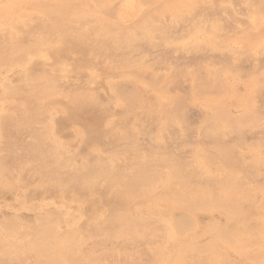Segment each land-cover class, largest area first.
<instances>
[{
  "label": "rangeland",
  "instance_id": "374dc122",
  "mask_svg": "<svg viewBox=\"0 0 264 264\" xmlns=\"http://www.w3.org/2000/svg\"><path fill=\"white\" fill-rule=\"evenodd\" d=\"M0 264H264V0H0Z\"/></svg>",
  "mask_w": 264,
  "mask_h": 264
},
{
  "label": "bare ground",
  "instance_id": "6f19581e",
  "mask_svg": "<svg viewBox=\"0 0 264 264\" xmlns=\"http://www.w3.org/2000/svg\"><path fill=\"white\" fill-rule=\"evenodd\" d=\"M182 216V215H181ZM185 216V215H184ZM179 219V218H178ZM181 219V218H180ZM188 220H186V222H187ZM184 222H185V220H184ZM188 223V224H187ZM187 223H183V226H184V224L187 226V227H189L190 225H189V221L187 222ZM180 224V223H179ZM47 224H45V226H46ZM49 225V224H48ZM189 225V226H188ZM186 226H184L185 227V229H186ZM183 227V228H184ZM44 228V227H43ZM46 228V227H45ZM181 228V227H180ZM45 230V229H44ZM180 230H182V229H180ZM184 231V230H183Z\"/></svg>",
  "mask_w": 264,
  "mask_h": 264
}]
</instances>
